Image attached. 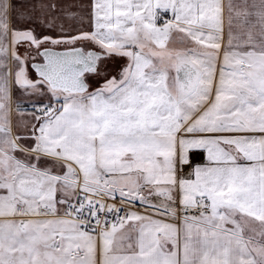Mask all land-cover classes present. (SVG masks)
Returning a JSON list of instances; mask_svg holds the SVG:
<instances>
[{"label":"snow or ice","instance_id":"1","mask_svg":"<svg viewBox=\"0 0 264 264\" xmlns=\"http://www.w3.org/2000/svg\"><path fill=\"white\" fill-rule=\"evenodd\" d=\"M0 264H264V0H0Z\"/></svg>","mask_w":264,"mask_h":264}]
</instances>
